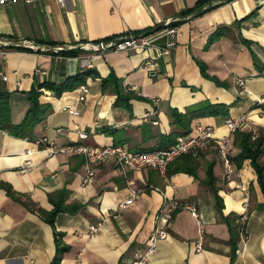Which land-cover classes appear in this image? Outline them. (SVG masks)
<instances>
[{"label":"crops","instance_id":"0c3cea01","mask_svg":"<svg viewBox=\"0 0 264 264\" xmlns=\"http://www.w3.org/2000/svg\"><path fill=\"white\" fill-rule=\"evenodd\" d=\"M167 21L179 31L168 56L154 60L151 49L104 55L88 49ZM0 39L9 42L7 58H0V91L11 94L14 125L25 119L32 89L63 87L90 70L82 84L89 89L84 102L82 85L63 93L43 88L39 101L47 111L28 129L31 141L0 134V264L53 263L54 229L27 204L52 212L50 196L61 191L68 193L64 205L84 208L56 217V238L68 249L60 264H134L147 252L162 210L172 201L182 208L168 228L169 238L158 243L146 264H264V194L251 161L237 166L240 150L226 126L227 119H245L241 131L264 135V0H21L0 8ZM167 40L157 44L165 47ZM23 42L38 51L14 46ZM54 48L80 54L65 56ZM83 58L92 69L83 68ZM148 62L152 72L145 69ZM112 74L118 82L104 85ZM116 85L137 97L129 107L116 105ZM70 107L79 115H71ZM173 111L185 119L176 124ZM199 126L212 128L216 138H230L229 180L215 146L196 150L190 161L175 160L165 174L144 169L125 176L114 159L89 166L82 156L50 157L36 145L47 138L60 146L166 150ZM77 128L88 134L86 140H79ZM90 167L95 176L85 184ZM177 167L184 170L171 174ZM133 190L142 193L120 209ZM92 226L98 231L92 233ZM201 238L203 251L197 252Z\"/></svg>","mask_w":264,"mask_h":264},{"label":"built area","instance_id":"2783aa9c","mask_svg":"<svg viewBox=\"0 0 264 264\" xmlns=\"http://www.w3.org/2000/svg\"><path fill=\"white\" fill-rule=\"evenodd\" d=\"M21 0H0V8L7 5H15ZM27 4H33L35 0H24ZM173 22L167 21L164 23L163 29L157 30L153 28L148 32H142L138 34H128L112 40L98 41L89 45V50L94 52L97 55H104L106 53H129V52H145L147 50H154L156 57L154 60L165 57L170 54V50L175 46L177 37H179V31L177 27H171ZM167 37V43L165 47H161L157 42L163 38ZM16 47H25L27 49L38 51V47L30 43H20L14 45ZM9 47V42L3 39H0V58L6 59L9 52L5 48ZM86 45H81V49L86 50ZM57 53L60 52L61 48H54ZM88 50V51H89ZM50 51V50H49ZM83 68L92 69V64L89 63V60L83 58L81 61ZM151 63L148 62L145 65V69L149 70ZM149 72H152L151 69ZM44 74V73H43ZM7 80L6 77L3 78ZM243 85V83H240ZM80 101L84 102L86 96L89 93V89L86 85L80 87ZM71 115H79V112L75 108L66 109ZM245 119L239 121L233 119L226 120V126L230 134H234L236 131L243 128L245 125ZM61 130H58V132ZM77 133L79 140H86L88 134L77 128ZM0 134H6L5 131L0 130ZM230 138L222 137L216 138L214 135V130L210 127H197L196 132L193 135H188L185 137L178 138L176 143L173 144L169 149L166 150H153V151H131L125 146H105L103 148L91 149L90 147L79 144V143H69L67 145H57L55 142L43 138L36 142V145L41 148V150L47 152L49 156L55 155H69V156H82L86 159L89 166H97L101 163L114 159L116 160L118 166L122 169L124 175L126 176L128 172H139L144 169H153L157 170L162 174L167 172L169 165L177 160L178 158L192 154L198 149L207 148L210 146H215L219 152V156L228 170L227 179H230L232 169L234 167L232 157L230 155ZM27 155H33V151H27ZM27 167H32V162L28 161L26 163ZM95 176L94 170L90 167L87 171V176L85 178V184L91 183L92 179ZM142 191H131L130 197L124 203L120 205V209H126L132 205L135 198L140 195ZM182 208L180 203L177 201H172L165 204L162 215H160L159 226L155 232L151 235L147 242L148 250L144 255H140L138 260L134 264H146L149 261V258L152 257L158 248V243L160 241L166 240L169 238L168 228L171 226V223L174 220V216ZM193 215V217L199 219L198 212L195 207L188 206ZM247 222V216L245 215L241 220V231L240 235L242 240L246 239L245 225ZM201 224V223H200ZM99 229L98 226H92L90 231L97 232ZM201 235L203 231H200ZM197 252L203 251V241L202 238L196 245ZM261 264V263H256Z\"/></svg>","mask_w":264,"mask_h":264},{"label":"trees","instance_id":"16d2710c","mask_svg":"<svg viewBox=\"0 0 264 264\" xmlns=\"http://www.w3.org/2000/svg\"><path fill=\"white\" fill-rule=\"evenodd\" d=\"M171 27H176V23H172ZM155 28H157V30H161L163 29V26H158ZM52 44L54 45V43ZM59 53L65 56L74 57V56H78L80 54V51L79 50L60 51ZM200 68L203 75L206 76L205 65L200 64ZM89 71L90 70L78 73L74 77L67 79V82L63 87L55 88L54 86L41 85L37 89H32L28 93L30 108L23 122L18 125H14L12 122L11 104H10L11 94L0 91V130L5 131L7 134L9 133L11 136H14L15 138H22L31 141L32 137L28 135L27 133L28 129L31 128L33 125L41 122L44 119L43 115L47 111V107L41 105L39 101L42 95L43 88H50L51 90H55L57 93L60 91L61 93L65 91H69L73 89V87L81 86L84 83V78L86 74L89 73ZM117 80L118 79L115 77V75L112 74L108 80L104 81V85H106L109 82L112 83L113 81H117ZM116 91H117V101H116L117 106L129 107L130 102L133 99L134 100L137 99V97L131 96V92L127 91L125 93V91L122 90L118 85H116ZM172 115L175 118L176 124L181 123L185 119V116L178 113L177 111H173ZM234 136H235V145L240 150L239 155L235 158L237 166L240 167L241 163L244 162L245 160L251 161L252 166L258 175V182L264 194V162H262V158L264 156L263 132L256 135L253 132H244L238 130L234 133ZM191 157L192 154H188L178 158V160L186 159L190 161L189 159ZM181 170L184 169L178 167L174 168L173 170H171V174L182 172ZM209 179H210V184H212L214 182L212 170L209 172ZM7 190H8V194L13 196L12 192L9 189ZM67 196L68 193L66 191H61L58 194L51 195L50 201L54 205V210L49 213L42 211L39 208L37 209L32 204H27V207L31 212L33 213L37 212L40 215V217L43 219V221H45L54 229L56 256L52 264H60L63 254L68 251V249L62 245L61 241L58 238H56V236H58L55 230L56 217L63 212L75 214L84 208V206L80 204L71 205V206L64 205ZM57 199H59V201H57ZM231 232L232 234L233 232L237 233V229L231 228Z\"/></svg>","mask_w":264,"mask_h":264}]
</instances>
